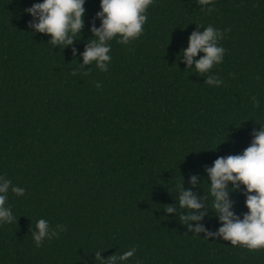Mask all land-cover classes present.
<instances>
[{"label": "trees", "instance_id": "trees-1", "mask_svg": "<svg viewBox=\"0 0 264 264\" xmlns=\"http://www.w3.org/2000/svg\"><path fill=\"white\" fill-rule=\"evenodd\" d=\"M40 2L0 0V176L12 216L0 221V264H264V248L216 234L206 171L264 126V0H153L137 38L105 42L107 71L81 55L100 0H84L83 24L63 45L32 27L26 9ZM208 26L225 51L201 72L204 53L188 65L182 50ZM183 191L202 207L181 208ZM226 191L242 218L245 186ZM189 213L201 219L181 220ZM40 219L48 234L37 247Z\"/></svg>", "mask_w": 264, "mask_h": 264}, {"label": "clouds", "instance_id": "clouds-1", "mask_svg": "<svg viewBox=\"0 0 264 264\" xmlns=\"http://www.w3.org/2000/svg\"><path fill=\"white\" fill-rule=\"evenodd\" d=\"M153 0H100V11L96 13L101 18L100 27H94L96 37L81 54L85 64L96 61L97 68L107 71L105 61H110L107 54L109 46L105 43L119 34V43L128 44L129 40L137 38L143 31L142 25L146 21L145 11ZM206 2V0H202ZM84 0H42L34 3L26 11L38 18L32 25L36 30L51 35L53 44L71 43L83 24ZM212 9H208L211 12ZM221 38V31L208 26L203 32L194 31L190 34L188 47L183 49V56L188 65L193 63L197 52L204 53L195 61V68L201 72L207 71L213 63L219 64L223 59L224 48L217 41ZM208 85L219 86L221 81L215 76L206 79ZM97 88L100 87L97 83ZM210 179L208 190L213 197L211 206L219 214L221 226L217 233L224 240L235 246L238 243L248 250L264 248V126L256 131L251 144L241 153L218 157L213 165L206 169ZM195 181V177H192ZM0 221L12 219L10 209L5 207V195L10 180L0 176ZM227 182L235 187L237 182L245 186L247 193L244 201L247 212L242 218L231 210V202L226 191ZM11 191L16 195H23L24 188L12 186ZM181 208L199 209L202 205L190 191H183L179 197ZM172 207L167 208L172 212ZM181 220H199L200 216L189 213L181 216ZM191 227V225H189ZM38 232L33 233V239L39 247L42 237L48 234L47 222L40 219L36 222ZM203 228L197 225L195 232ZM135 248L124 251L118 258L126 260L132 257ZM117 257H110L116 260Z\"/></svg>", "mask_w": 264, "mask_h": 264}]
</instances>
